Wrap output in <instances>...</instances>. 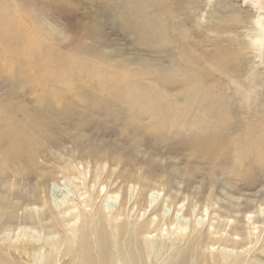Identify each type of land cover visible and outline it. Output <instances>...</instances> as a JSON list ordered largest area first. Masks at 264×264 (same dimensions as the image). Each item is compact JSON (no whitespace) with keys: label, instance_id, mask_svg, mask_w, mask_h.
Listing matches in <instances>:
<instances>
[{"label":"bare ground","instance_id":"obj_1","mask_svg":"<svg viewBox=\"0 0 264 264\" xmlns=\"http://www.w3.org/2000/svg\"><path fill=\"white\" fill-rule=\"evenodd\" d=\"M38 1L0 0L1 22L14 29L5 17L19 7L35 10ZM250 1L260 4L253 19L212 0L103 1L99 11L117 21L134 44L146 46L143 57L120 59L116 67L76 68L98 81V94L127 106L130 115L121 112L111 126L124 125L139 138L137 151L149 155L142 162L146 171L161 167L159 144L201 161L205 167L196 172L168 161L174 173L169 179L158 183L140 176L128 189H108L100 147L82 129L97 126L86 119L93 109L86 108L78 129L59 131L50 124L48 115L69 110L56 108L54 102L66 97L50 89L77 91L71 83L74 67L24 73L36 79L26 89L39 109H0V264H264V74L256 60L264 53V4ZM56 4L46 2L49 10ZM221 9L228 14L217 13ZM45 16H34L29 31L27 22L17 21L24 28L8 49L12 55L26 59L33 47L43 46L38 60L60 56L51 44L59 29ZM39 27L47 29L45 37H35L33 28ZM193 27L203 28L192 32ZM92 32L83 27L81 38ZM6 35L0 29L2 40ZM80 40L77 48L83 47ZM6 91L0 88L2 96L22 94ZM48 98L55 108L44 103ZM110 155L115 163L125 162L113 149ZM177 175L182 179L174 182ZM53 184L62 191V203L50 196ZM200 195L202 204L194 199ZM111 201L118 206L106 203Z\"/></svg>","mask_w":264,"mask_h":264},{"label":"rangeland","instance_id":"obj_2","mask_svg":"<svg viewBox=\"0 0 264 264\" xmlns=\"http://www.w3.org/2000/svg\"><path fill=\"white\" fill-rule=\"evenodd\" d=\"M103 1L106 0H54V2L57 4L54 5L52 9L49 10L48 7L46 6L47 0L46 1L39 0L35 5V10L31 9V7H29L30 9L28 10H24L19 7L15 12L5 17L8 18L7 21L10 20L8 23L12 24L11 28L14 27V29H10L9 27L3 25L4 22L3 23L1 22L3 21V18L0 17V29H2L3 31L5 29V33L7 34L6 35L7 39L2 40L0 37V43H2V45L0 44V88L5 90L7 89V91H12L14 93H18V92L22 93L17 96L14 95L2 96L0 92L1 95L0 109L3 107V105L5 110H10V111L15 110L13 106H20V105L24 107L26 109L25 111L29 113H33L35 111L34 109H39V107L38 108L33 107V104L36 105V102L32 101L33 96H31L32 94L30 93V90L26 89L29 86L36 83V79L34 81H31V78H28V76L24 74L26 73V71H30V70L36 72L45 71L46 73L47 71H51V70L52 71L62 70L61 72H63L66 69L67 70L66 72H70L68 71L69 68L74 67L73 68L74 70L72 69L73 73L71 74V79H72L71 83L73 85V88L77 87V91H74V93L73 91L65 92L61 87L57 85L53 89L49 88L50 90H55L58 93L64 94L65 95L64 97H66L64 103L54 102L56 108L57 107L58 108L61 107L62 109L66 107L69 108V110L63 109L64 112L62 111V115L60 116H58L57 113L48 115L50 124L52 126L57 127L59 131H62L61 128L66 129L69 127L73 129H78L79 128L78 125L81 124V122L79 123L78 121L80 120L79 118H81L80 116L82 114L83 116H86V112H85L86 108H89L90 110L93 109L92 111H94V114L92 116H88L86 119L92 120L93 125L97 124L98 127L95 125L94 128L90 130L89 129L90 127L88 128L85 126L82 127V129L84 130L85 134H88L90 136L91 140H94L93 141L94 144H96L97 147H100L98 151L99 158L102 163L106 162L105 168L107 169L104 168L103 174L105 180L104 183L107 185L108 189H111L112 191H116L120 187H122L121 189L124 190L128 189L129 183L130 182L136 183V179L140 176H145L149 179L157 180L158 183L160 182V179L163 176H167L169 179L170 176L174 174L172 171V166L167 165L170 161L177 162V165L180 168L188 167L191 170H195V172L203 169L205 165H203L201 161L196 160L194 156L187 154V152L184 153L187 154L188 156L186 158H182L181 155L178 153H173L164 149H159L160 147L163 146L157 144V146L160 147L156 149L158 150L156 153L157 154L160 153L159 156L162 155L161 160H163L160 164L161 167L153 171L152 173H150L149 170L146 171L145 170L146 165L142 162L149 155L137 151L139 149L136 146L140 147V142L138 141L139 138L138 137L133 138V136L130 135L131 132H129L128 129L126 130V128H124V125L122 126L118 125L116 128L117 131L115 127L111 126L112 124L110 120L115 117H118L121 112H126L127 113L126 117L127 115L128 116L130 115V112L125 110L127 106L124 104L117 103L115 99L112 97L106 96L104 94L101 95L100 93L98 94V92L94 90V88L98 84V81L95 78L92 79L89 77L80 76L78 74L77 69L81 68L82 65H92L94 63L93 65L95 67L96 66L100 67V65L103 66V64L108 67H113V66L116 67V65L120 63V59L122 60L133 59L137 54L139 53L140 55L142 54L141 50L146 49L145 45L137 46L136 44H134L132 42V39H130V37H127L124 33L121 32L117 21L115 23L112 22L111 18L106 13L101 12L103 4H105ZM259 1L261 5L264 4V0H259ZM217 2H221L223 4L229 5L232 9H237V10L240 9L242 14L248 15V17H250L251 19H253V17L255 18L256 14H258L259 12L260 4L258 2L253 4L252 1L250 0H246L245 2H243V0H212L210 4L215 5V3ZM204 10L209 11L208 8H204ZM221 11L222 12H217V13H219L220 15L228 14V12H226L225 9L224 10L221 9ZM42 14H44V16L46 15L44 19H47L52 23L51 27H55L59 29L60 33L53 34L54 38L53 40H51V44L53 43L52 44L54 45L53 47H56L61 51V54L59 56L60 58L54 54V56L48 57V59L47 58L43 59V61L41 58L40 60H38L39 58L37 57L39 56L37 55V53L43 50V46H39V48L33 47L32 52L27 54L28 58L26 59L18 58L17 56L12 55L8 49L12 45L13 40L16 39L15 36L18 35L17 32L19 33V29L24 28L23 26H22L23 28L19 27L17 21L21 19L22 23L23 21L25 22V24L27 22L29 25L26 24L27 28L25 27V30L29 31L32 29L29 26H32L34 16H38V15L42 16ZM250 18L248 19L250 22L248 23L249 26L251 25ZM38 20L40 19L38 18ZM5 23L8 24L7 22ZM42 23H43L42 25H45L44 22ZM87 25L93 27L94 32L89 33L90 36L89 38L82 39L81 35L83 34V27H87ZM202 28L203 27H193L190 30H192V32L193 29L200 31ZM46 30L47 29L43 27L33 28V32L36 38H38L39 36L45 37L46 35L44 31ZM9 31L12 32L9 33ZM99 34L100 36H98ZM7 36L10 37L8 38ZM68 36L70 37L68 38ZM236 36H238V39H240V37H244L242 35H236ZM60 39H62L63 41L62 40L60 41ZM65 39H67L68 41H66ZM79 40L83 42V47L81 48H77L75 46L76 43L79 42ZM65 41L72 43L73 46H71L70 50H69V46H67L68 43L65 44ZM29 55H31V58L29 57ZM69 57L72 62L70 61ZM145 58L148 57L145 56ZM256 60L259 63H261L259 64V69L264 74V53H262L260 57L257 58ZM23 65H24V70L22 69ZM38 66H40L41 68ZM62 67H64V70ZM18 70L22 72H19ZM99 73H101V71L96 72V74ZM19 74H22V77H19ZM96 77H101V75H96ZM126 97H127V93L125 94V98ZM235 101L237 102L238 100L235 99ZM52 102L53 99L48 98L44 103L53 106ZM90 103L94 105H91ZM259 103L261 104L260 101ZM53 107L55 108V106ZM96 113L97 116L95 115ZM84 122L86 123V121ZM129 125L131 127L133 125V122L130 123ZM146 142H148V145L155 144L151 140H148ZM70 145L71 144L69 143L68 146ZM112 149L113 152H117V153L119 152L120 155L124 157L125 162L115 163V161L112 159L110 155V153H112ZM74 154L77 156L79 155L78 157H80L81 159L78 160H83V161L91 160V163L92 162L94 163L93 159L89 158L85 154L79 152H75ZM169 156L170 157L173 156L172 157L173 159L170 158ZM181 179L182 176L177 175V178L172 180L176 182ZM195 179L197 180L199 178H195ZM180 188L182 189L183 193L187 191L185 185L181 186L180 184ZM64 190L66 191V188ZM61 192L62 191H60L59 187H57L56 185L53 184L50 186L49 193L51 198L53 197H54L53 199L58 198L56 201L58 202L60 201L62 203L61 201L62 195H60ZM184 194H181V197H183ZM194 199L198 200L200 204L204 202L201 195ZM106 203H108V205L114 208L118 206V202L111 201ZM213 209L215 208L212 207L209 209V211ZM169 236H170L169 240H172L174 243L180 242L179 238L171 237V235Z\"/></svg>","mask_w":264,"mask_h":264}]
</instances>
